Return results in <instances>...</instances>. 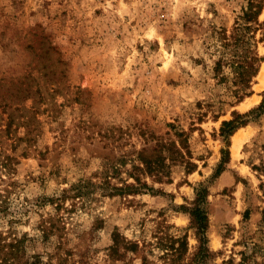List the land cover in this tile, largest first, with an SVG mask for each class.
Here are the masks:
<instances>
[{"label": "rangeland", "instance_id": "obj_1", "mask_svg": "<svg viewBox=\"0 0 264 264\" xmlns=\"http://www.w3.org/2000/svg\"><path fill=\"white\" fill-rule=\"evenodd\" d=\"M247 2L0 0V160L17 159L13 171L0 168V190H9V226L24 237L27 256L52 264H141V250L122 244L113 253L118 233L140 248L146 242L143 254L156 264L158 237L186 235L189 260L198 239L184 207L202 184L206 264H235L242 252L251 264H264V111L246 117L228 145L220 135L234 112L261 104L264 74L238 103L213 74L218 34L231 31ZM258 53L263 72L264 44ZM8 114L14 123L7 130ZM21 121L33 130L28 138ZM181 131L192 172L179 155L166 161L161 182L134 169L139 153L153 154L157 141L178 146ZM226 148L230 161L217 175ZM256 243L261 251L253 250Z\"/></svg>", "mask_w": 264, "mask_h": 264}, {"label": "trees", "instance_id": "obj_2", "mask_svg": "<svg viewBox=\"0 0 264 264\" xmlns=\"http://www.w3.org/2000/svg\"><path fill=\"white\" fill-rule=\"evenodd\" d=\"M264 0H248L247 6L243 8L242 14L236 19L231 31L223 30L219 32V41L221 48V56L215 62L213 67V74L218 77L219 82L226 84L228 93L232 98V102L238 103L246 96H250L253 93L252 86L255 78L259 73L260 64L263 61V57L258 53L259 44H264V20L260 21L259 16L263 9ZM259 35V36H257ZM227 68L229 71L225 70ZM264 111V98L261 104L255 109L246 114L235 113V117L231 120H225L222 122L220 128V135L226 141L228 145V138L242 125H245L246 117L251 116L253 113L259 114ZM14 123V118L11 114L7 115L6 128L7 130ZM28 121L18 122V125L26 127L25 138L30 137L32 129L28 127ZM6 131V130H5ZM7 132V131H6ZM180 144L177 146L176 142H162L157 141L156 144L150 150L151 155H146V149L139 153L138 159L141 166H135V170L143 171L146 175H152L154 179L161 182L164 178V169L168 166L166 163L169 161H176L179 158L185 166L187 173L194 170L196 165L185 159V154L182 153L184 149L188 150L187 139L184 136V132H177ZM21 140V138H20ZM40 154V153H39ZM23 156H26V152H22ZM179 155V158L176 157ZM11 160L17 161L16 158L6 154L3 155L0 160V168L10 169ZM230 161V153L228 148L222 150V158L218 163L217 175L225 170ZM18 163V162H17ZM264 170V167H263ZM168 176V175H167ZM135 183L147 187L146 182H142L139 176L132 175ZM3 179L0 178V181ZM7 184L6 187L13 185ZM134 184H127L128 193H137L138 186ZM196 196L192 203V206L184 207V212H187L190 216L189 228L193 229L194 234L198 239V246L193 253L192 257L187 260L185 255L187 253V236L178 237H158V244L163 250L161 264H206L207 259L210 257L211 252L207 246V228L209 224V218L206 210L208 188L199 184L196 188ZM9 193L8 188L0 190V264H52L50 262H43L39 255L29 257L26 254L24 247V237H18L10 223L13 222L9 218V205L7 201V195ZM46 223V221H45ZM8 226L7 230H4L3 226ZM43 233L47 236L48 227L43 223ZM113 246L111 250L114 254L118 253L120 245H124V249L138 252H145L146 242L141 246L139 243L131 242L115 233L113 236ZM253 250L261 251L260 244H254ZM255 251V252H256ZM141 256V264H156L151 262L145 254ZM241 259L235 264H251V255H247L245 252L241 253ZM234 264L233 262H231Z\"/></svg>", "mask_w": 264, "mask_h": 264}, {"label": "bare ground", "instance_id": "obj_3", "mask_svg": "<svg viewBox=\"0 0 264 264\" xmlns=\"http://www.w3.org/2000/svg\"><path fill=\"white\" fill-rule=\"evenodd\" d=\"M262 69V68H261ZM264 72V71H263ZM262 72V70H261V72H259V74H258V79L262 82V79H263V73ZM259 87L260 86H258V85H255V88L256 89H259ZM249 100H250V98H249ZM251 100H256V98L254 97V95L251 97ZM247 105V104H246ZM240 135H241V133L239 132V134H235L234 136H233V149L235 150L236 148H237V146H238V142H239V140L241 139L240 138ZM236 151V150H235ZM235 155V154H234Z\"/></svg>", "mask_w": 264, "mask_h": 264}]
</instances>
